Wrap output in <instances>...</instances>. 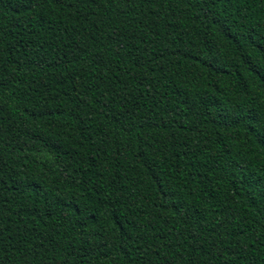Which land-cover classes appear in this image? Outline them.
Instances as JSON below:
<instances>
[{"label":"trees","instance_id":"16d2710c","mask_svg":"<svg viewBox=\"0 0 264 264\" xmlns=\"http://www.w3.org/2000/svg\"><path fill=\"white\" fill-rule=\"evenodd\" d=\"M0 264H264V0H0Z\"/></svg>","mask_w":264,"mask_h":264}]
</instances>
